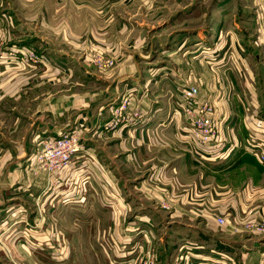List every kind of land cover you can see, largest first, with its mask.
I'll list each match as a JSON object with an SVG mask.
<instances>
[{"label": "crops", "instance_id": "crops-1", "mask_svg": "<svg viewBox=\"0 0 264 264\" xmlns=\"http://www.w3.org/2000/svg\"><path fill=\"white\" fill-rule=\"evenodd\" d=\"M23 4L24 12L40 11L37 20L48 35L71 36L77 50L105 45L123 76L86 80L92 75L83 62L75 75V60L70 75L54 68L44 74L8 49V61L0 63V245H9L11 258L144 264L151 257L154 264H177L187 253L188 264L220 255L231 264H262L264 238L241 226L264 220V0ZM18 8L17 0H0V36L16 33L15 48L40 38L54 53L47 72L63 68L68 54L32 34L25 23L30 16ZM152 21L151 28L139 24ZM133 44L136 55L126 53ZM126 55L134 58L132 73ZM190 85L213 106L219 127L218 149L202 156L184 142L189 122L177 105ZM122 94L131 95L127 119L111 130L107 124L117 121L112 113ZM135 108L137 121L130 118ZM69 130L87 136L67 169L48 178L28 167L35 149ZM223 151L225 160L213 158ZM55 245L59 253H50Z\"/></svg>", "mask_w": 264, "mask_h": 264}, {"label": "rangeland", "instance_id": "rangeland-1", "mask_svg": "<svg viewBox=\"0 0 264 264\" xmlns=\"http://www.w3.org/2000/svg\"><path fill=\"white\" fill-rule=\"evenodd\" d=\"M17 2H18L19 8L15 9V10L18 11L19 13L25 14V16L28 14L30 16V18H31V20L25 21V23H26V25L28 27H31L33 29V31H31L32 34L33 33H35V34L38 33L42 37L48 38L50 40L49 43L52 42L51 45H53V49L54 50H59L61 52H65L68 55L64 56L63 68L61 67L60 70H59L58 69L59 67L55 68V66L54 67L50 66L49 71L47 72V70H48L47 66H49V63H51L50 56L53 55L54 53L53 54H49V53L46 52L47 50H45L42 47V45H41L40 38L32 36V38H34V41H35L36 44L21 46L22 48L19 47L20 48L19 49V48H15L14 44H11L17 34L13 33V35H12V33H11V35H9L8 34V30H5L4 32L5 33L7 32L6 36H0V63L3 60L4 61H8L7 60V59H9L8 56L11 53V51H8V49L9 50H13V51L19 50L18 51L19 52V57H21V60L19 59L20 60V64H23L25 67H29V68L32 67V68H35L37 70H40L44 74H52L50 72V70L52 68H54V70L57 71V72L60 71V73H61L62 71H64V72H66L67 74L70 75V71L72 72L73 69L68 67V66H71V63L69 64V62H70V60H75L74 63H73L74 66L77 67L76 69H74L75 75H81L80 63H82V62L85 63V66H87V69L89 70L88 73L92 75V76H89V77H91L90 79L88 78L86 80H104V79H107V80H113V79L114 80H118L119 76H123V74H121V72L119 71L118 60H117L118 57H116V55L114 53H110L108 51L109 49L105 50L104 49V47L106 48L105 45L101 46V47H103L102 50H100V51H91L90 53L88 51L89 47H84L83 50L81 51V48L83 47L82 44L78 47V50H77L76 47H74L73 44H72L73 41H71V39H70L71 36L67 37V40L65 41L62 36L58 35L57 32H55L54 35H48L47 32L44 31L41 28L40 22H39V20H37L40 11H38L36 8H32V9L29 10V12L28 11L24 12V8H25V5L23 4L24 0H17ZM6 16H7V18H9V15H5V18H6ZM139 24H142L145 27L151 28L154 25V21H152V22H139ZM139 24L133 23V29H137V27L139 28V26H140ZM136 25H137V27H136ZM194 26L195 27L201 26V20L200 19L197 20V21L195 20ZM55 27L57 28V26H55ZM7 28L9 30L11 29L9 27H7ZM22 30H24V29H22ZM134 35L136 36V34H134ZM135 39H133V40H135ZM134 47L135 46L133 44L132 47L130 48V50L127 48L126 53L131 52V54H135L136 55V53L133 50ZM32 54H34L37 57L36 61L32 60ZM43 54L45 56H47V59H48L47 65H45L46 61H45V59H43V58H45L43 56ZM147 56H149V57H151V59H153L154 55L152 53H150V54L147 53ZM133 59H134L133 56H132V58L127 56V60L128 61L126 60V64H124L126 66V70L131 71V73L134 70L133 65H132ZM2 63H4V62H2ZM150 64H152L151 66H153V64H154L153 60L151 61ZM65 68H66V70H65ZM68 68H69V70H67ZM31 70H33V69H31ZM36 72H38V71H36ZM191 82L195 85V80H191ZM186 87H184L182 91H184V89ZM130 98H131V95L122 94V96H120V99H118V105L114 107L113 113H112V117L115 118V121L119 120V119L122 120V118H127L125 116V114H126V112H129V107L131 105ZM180 98L181 97H179L177 99L178 107H179ZM201 101H203V100H201ZM205 102H207V101H205ZM130 112H131L130 113V118H134V116L136 115V117H137L136 121L140 119L139 112L137 111L136 108L133 109V111H130ZM107 126L111 130L117 129L119 127L118 124L113 123L111 121L107 124ZM71 132H76L78 134V139H79V143H80V150H79V152L77 154H79L82 151V149H83L81 136L82 135L83 136H87V135H84V133H81L80 131H76V130H69V131H64V132L62 131L59 135H61V134H63V135L64 134H69ZM84 140H85V138H84ZM38 144L36 145V148L38 147ZM43 146H44V144H41L38 147V149H35L34 152L28 158V167L29 168L37 170V168L33 165V162L31 160V158ZM74 157H76V155ZM164 203L165 202L161 203V208H163ZM166 208L167 207H165L163 209L164 210H168L169 209V208H167V209ZM61 215H65V214H61ZM50 216H54V218L57 220V214H53L52 213ZM251 221H254V220H249L248 222H251ZM243 225L241 226L242 230H243ZM51 227H52V229H50V232L52 233V236L53 237L57 236V234L59 232L57 224L55 223V225H52ZM243 232L248 234L244 230H243ZM248 235L251 236L250 234H248ZM251 237H254V236H251ZM68 247L70 248L72 246H68ZM57 249H61V246H56V245L53 246L52 248H50V253H53V254L59 253V251ZM9 253H11L9 245L1 244L0 245V264H29V261H27V260H20L19 262L14 261L11 258ZM150 253L151 252H147V255L150 254ZM185 254H183V255H185ZM49 260L50 261H47V260L42 261V260H40L39 263L40 264H42V263L43 264H58L57 261H55L56 259L55 260L49 259ZM34 263L36 264V262H34ZM155 264H156V260H155Z\"/></svg>", "mask_w": 264, "mask_h": 264}, {"label": "built area", "instance_id": "built-area-1", "mask_svg": "<svg viewBox=\"0 0 264 264\" xmlns=\"http://www.w3.org/2000/svg\"><path fill=\"white\" fill-rule=\"evenodd\" d=\"M32 60H37L34 54H32ZM198 96L197 87L187 86L182 92L179 107L189 122V127L184 133V142L191 148L195 156H199V153L202 156L204 151L214 150L216 147L218 149L220 134L213 106L208 102L201 101ZM132 119L136 120V115ZM119 122L123 123L124 121L119 119L115 123L118 124ZM43 144L44 146L32 156L31 160L37 170L48 178L61 174L80 150L76 132L58 135L53 139L44 141ZM218 153L213 157L214 159H226L224 152ZM259 159L261 164L264 165V155H261ZM165 207L168 208V205L164 203L163 208ZM216 221L218 225L224 224V221L220 218H217ZM243 230L256 238L264 237V220L247 222L243 225ZM189 258V254L186 253L179 258L180 262L178 264H188ZM231 263L233 262L229 257L220 255L217 258H210V260L201 264ZM261 263L264 264V258ZM144 264L154 263L151 258H147Z\"/></svg>", "mask_w": 264, "mask_h": 264}]
</instances>
